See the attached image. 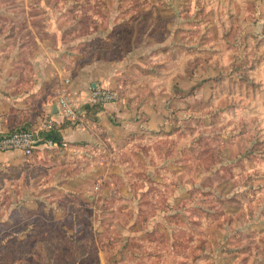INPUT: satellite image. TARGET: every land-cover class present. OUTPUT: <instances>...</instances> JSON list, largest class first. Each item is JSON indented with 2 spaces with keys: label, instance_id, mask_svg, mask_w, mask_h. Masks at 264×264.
Listing matches in <instances>:
<instances>
[{
  "label": "rangeland",
  "instance_id": "rangeland-1",
  "mask_svg": "<svg viewBox=\"0 0 264 264\" xmlns=\"http://www.w3.org/2000/svg\"><path fill=\"white\" fill-rule=\"evenodd\" d=\"M62 1L44 7L64 12ZM69 7L85 17L64 20L76 23L68 39L116 16L109 46L84 43L93 56L115 47L122 57L141 34L160 41L143 60L164 77V124L115 148L44 149L0 169V254L18 248L19 264H264V0ZM196 74L191 87L175 84Z\"/></svg>",
  "mask_w": 264,
  "mask_h": 264
},
{
  "label": "crops",
  "instance_id": "crops-1",
  "mask_svg": "<svg viewBox=\"0 0 264 264\" xmlns=\"http://www.w3.org/2000/svg\"><path fill=\"white\" fill-rule=\"evenodd\" d=\"M47 1L54 0H24V6L22 1L0 0V133L39 128L50 115L57 121L64 142L58 148L60 153L81 156L89 150L115 148L118 142L126 144L123 140L133 133L163 126L167 97L159 89L164 77L161 68L148 67L143 60L152 56L153 48H158L160 41L149 42L147 34H141L130 42L122 57H115V47L100 57L93 56L94 50H85L84 43L101 38L109 46L116 16L104 15L111 20L106 29L98 32L94 29L87 37L68 39L64 34L76 23L68 24L64 20L85 17L84 12L71 11L69 4L82 8L86 0L62 1L67 7L64 12L44 7ZM90 16L103 17L101 13ZM41 19L38 25L36 22ZM5 20L24 21L26 26L4 28ZM171 34L169 42L175 40ZM5 51L8 57H4ZM145 74L148 77L145 84H152L150 91L144 85ZM196 76L176 78L175 84L186 89L196 83ZM66 80L70 99L81 112L79 120L73 123L63 119L57 106L58 94ZM94 88L113 89L120 97L115 102L94 107L89 103ZM131 89L137 91L134 93ZM87 105L90 110L85 109ZM48 151L49 155L52 150ZM49 156L44 159L47 161ZM23 160L21 152H0V169L19 165Z\"/></svg>",
  "mask_w": 264,
  "mask_h": 264
},
{
  "label": "built area",
  "instance_id": "built-area-1",
  "mask_svg": "<svg viewBox=\"0 0 264 264\" xmlns=\"http://www.w3.org/2000/svg\"><path fill=\"white\" fill-rule=\"evenodd\" d=\"M60 90L57 98V106L66 122H77L80 118V109L70 99L66 85ZM118 100V94L113 89L94 88L91 91L89 103L91 105H106ZM57 128V121L50 115L39 128H22L12 132L0 133V152L18 151L23 156H32L35 150L56 148L57 144L46 137Z\"/></svg>",
  "mask_w": 264,
  "mask_h": 264
},
{
  "label": "trees",
  "instance_id": "trees-1",
  "mask_svg": "<svg viewBox=\"0 0 264 264\" xmlns=\"http://www.w3.org/2000/svg\"><path fill=\"white\" fill-rule=\"evenodd\" d=\"M100 105H94V107H99ZM86 110H90V106H85ZM100 109V108H99ZM18 130V129H17ZM15 131V130H12ZM11 131V132H12ZM46 137L52 139L56 144L58 148H61L64 146V142L63 139L61 137V135L59 134L58 129L56 128L55 130H53L52 132H50L49 134H46ZM56 147V148H57ZM40 150H35L34 153L32 154V156L38 152ZM20 241V240H16L15 242ZM18 243V242H17ZM15 247L12 249L13 253H9L6 252L5 250L2 252L1 256H0V261L2 260V262L0 264H4L5 260L8 259V264H16V263H20V261L22 260L21 257L24 256V253L19 251V249L17 248L15 251ZM16 252V253H15ZM12 255V257H10L9 255ZM16 255V256H15Z\"/></svg>",
  "mask_w": 264,
  "mask_h": 264
}]
</instances>
